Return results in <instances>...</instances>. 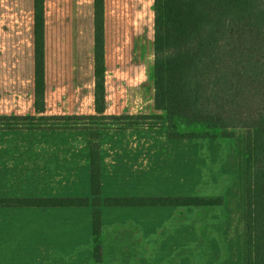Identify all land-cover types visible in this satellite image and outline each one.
Returning a JSON list of instances; mask_svg holds the SVG:
<instances>
[{"label":"crops","instance_id":"obj_1","mask_svg":"<svg viewBox=\"0 0 264 264\" xmlns=\"http://www.w3.org/2000/svg\"><path fill=\"white\" fill-rule=\"evenodd\" d=\"M35 2L0 0V116L39 119L99 115L96 110L95 0H44L46 86L43 111H38L36 105ZM151 2L105 0L104 115L157 112ZM146 130L149 129L110 130L103 133L101 141H96L100 153L102 193L113 184L121 186L139 181L143 186L141 193L116 196L160 197L168 191L152 193V185L171 187L173 182L181 179L177 174V165L181 162L176 158V139L163 130L157 131L162 132L160 136L149 137L150 133L144 134ZM112 136L121 138V141L108 144L103 140ZM17 138L26 141L20 143ZM87 145L79 131L0 130V177H3L0 187L7 185L5 172L9 165L14 171H24L18 179L22 182L29 180V183H21V186L29 184L36 195L53 193L49 188L59 187L58 181L67 187L86 188L84 193L89 195L91 156ZM89 207H57L56 212L63 218H70L76 209ZM92 221L93 218L84 223L88 227L86 232L94 241ZM75 224L74 221L67 226L78 227ZM50 235L45 233L43 242L63 244L67 238V235ZM69 238L77 240L73 235ZM1 243L0 238V258H5L7 249L5 243L3 246ZM35 244L39 245V238ZM35 249L38 250V246Z\"/></svg>","mask_w":264,"mask_h":264},{"label":"trees","instance_id":"obj_2","mask_svg":"<svg viewBox=\"0 0 264 264\" xmlns=\"http://www.w3.org/2000/svg\"><path fill=\"white\" fill-rule=\"evenodd\" d=\"M37 109L45 108L44 0H36ZM155 107L144 115H104L106 104L105 0H95L96 110L101 119H130L133 126L167 121L178 139L234 140L248 123L239 153L240 195L246 222L245 264H264V0H154ZM164 112L165 114H161ZM30 116H0L4 120ZM51 119L70 118L52 116ZM131 127V126H126ZM94 258L101 259V205L204 206L222 197H100L99 149L92 152ZM90 206V200H0V205Z\"/></svg>","mask_w":264,"mask_h":264},{"label":"rangeland","instance_id":"obj_3","mask_svg":"<svg viewBox=\"0 0 264 264\" xmlns=\"http://www.w3.org/2000/svg\"><path fill=\"white\" fill-rule=\"evenodd\" d=\"M150 19L154 50V0L151 2ZM129 120L112 117L101 119L91 116L60 119L50 117L39 119L29 117L25 120L0 119V130L79 131L87 141L90 156L99 149L96 141H101L103 133L110 130L122 132L149 129L144 131V134L150 133L149 137L160 136L162 132L157 131L163 130L174 138L171 133L175 132V129L170 127L167 121L160 124L155 119L151 123L153 125L133 126L128 122ZM248 127V123H243L240 127L234 128V140L229 143H223L215 138H175L176 158L181 162L177 165V174L181 179L173 182L171 187L162 184L150 187L152 193H162L167 190L168 192L163 196L169 197H222L223 204L208 208L154 204L112 207L102 203L103 239L100 260L94 258V242L90 238L91 235L86 232L88 227L84 223L93 218L92 179L89 195L84 193L86 188L73 185L67 187L59 181L57 182L59 187L49 188L53 193L36 195L29 184L25 187L21 186V183H29V180L22 182L18 179L24 171L22 169L14 171L8 165L5 172L7 185L0 187V200L33 198L50 201L75 197L90 200V207L76 209L70 218H63L56 212V208L60 207L56 205H0L1 245L3 246L4 242L7 249L6 257L0 258V264H245L246 222L239 186L241 169L239 153L245 145ZM103 140L113 144L121 141V138L112 136ZM16 141L21 143L26 139L17 138ZM91 160L92 156L90 162ZM2 179L1 176L0 181ZM120 185H110L103 193L101 187L102 200L106 195L141 197L116 196L141 193L143 190L141 182ZM112 191L114 192L111 193ZM74 221L78 227L67 226ZM45 233L51 234V237L67 235V238L63 240V244L55 241L46 243L42 240ZM70 235L76 236L77 240L70 239ZM38 238L39 245H36ZM36 246L38 250L35 249Z\"/></svg>","mask_w":264,"mask_h":264}]
</instances>
